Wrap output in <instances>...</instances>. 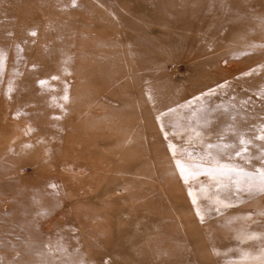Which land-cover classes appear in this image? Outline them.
Listing matches in <instances>:
<instances>
[{"label": "rangeland", "instance_id": "obj_1", "mask_svg": "<svg viewBox=\"0 0 264 264\" xmlns=\"http://www.w3.org/2000/svg\"><path fill=\"white\" fill-rule=\"evenodd\" d=\"M262 136L264 0H0V264H264Z\"/></svg>", "mask_w": 264, "mask_h": 264}, {"label": "snow or ice", "instance_id": "obj_2", "mask_svg": "<svg viewBox=\"0 0 264 264\" xmlns=\"http://www.w3.org/2000/svg\"><path fill=\"white\" fill-rule=\"evenodd\" d=\"M34 34V33H33ZM261 139H264V136L260 137ZM241 143H244V141H241ZM240 153H237L239 155ZM260 176H261V184H260V191L264 192V170L260 171ZM191 195V193H190Z\"/></svg>", "mask_w": 264, "mask_h": 264}]
</instances>
